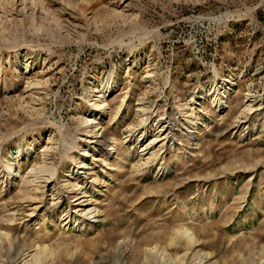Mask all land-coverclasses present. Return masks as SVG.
<instances>
[{"label": "rangeland", "instance_id": "obj_1", "mask_svg": "<svg viewBox=\"0 0 264 264\" xmlns=\"http://www.w3.org/2000/svg\"><path fill=\"white\" fill-rule=\"evenodd\" d=\"M28 253L264 264V0H0V264Z\"/></svg>", "mask_w": 264, "mask_h": 264}, {"label": "bare ground", "instance_id": "obj_2", "mask_svg": "<svg viewBox=\"0 0 264 264\" xmlns=\"http://www.w3.org/2000/svg\"><path fill=\"white\" fill-rule=\"evenodd\" d=\"M154 142L155 141L153 140L150 143H154ZM79 167L82 168L81 170L86 169L87 168V164L83 163ZM43 186L45 187V186H47V184L44 183ZM73 192H75L74 195H73V200H72L73 207H75V213L77 215H79L80 217H82V218L85 217V216L87 217L89 214L92 213V211H91L92 209L88 208V205L91 202L86 199V197H85L86 195H80L79 192L77 193V191H73ZM25 258H26L25 261H27V262L31 261V263H33V264H39L38 263V259L36 258L35 254H33V253L26 254Z\"/></svg>", "mask_w": 264, "mask_h": 264}]
</instances>
